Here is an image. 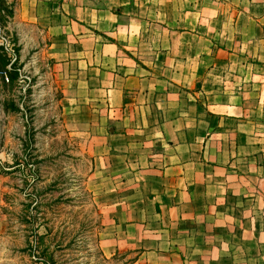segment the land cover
I'll list each match as a JSON object with an SVG mask.
<instances>
[{
	"label": "crops",
	"instance_id": "0c3cea01",
	"mask_svg": "<svg viewBox=\"0 0 264 264\" xmlns=\"http://www.w3.org/2000/svg\"><path fill=\"white\" fill-rule=\"evenodd\" d=\"M17 12L45 31L62 111L89 126L103 254L264 264V0H19Z\"/></svg>",
	"mask_w": 264,
	"mask_h": 264
},
{
	"label": "rangeland",
	"instance_id": "374dc122",
	"mask_svg": "<svg viewBox=\"0 0 264 264\" xmlns=\"http://www.w3.org/2000/svg\"><path fill=\"white\" fill-rule=\"evenodd\" d=\"M18 6L0 0V264H143L100 250L89 126L62 111L45 31Z\"/></svg>",
	"mask_w": 264,
	"mask_h": 264
},
{
	"label": "trees",
	"instance_id": "16d2710c",
	"mask_svg": "<svg viewBox=\"0 0 264 264\" xmlns=\"http://www.w3.org/2000/svg\"><path fill=\"white\" fill-rule=\"evenodd\" d=\"M37 259H39V257H37ZM40 262H41L42 264H47L43 259L40 260Z\"/></svg>",
	"mask_w": 264,
	"mask_h": 264
}]
</instances>
